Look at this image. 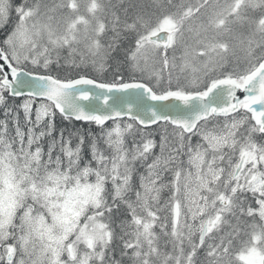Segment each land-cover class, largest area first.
I'll return each instance as SVG.
<instances>
[{
  "label": "snow or ice",
  "instance_id": "1",
  "mask_svg": "<svg viewBox=\"0 0 264 264\" xmlns=\"http://www.w3.org/2000/svg\"><path fill=\"white\" fill-rule=\"evenodd\" d=\"M0 32V264H264V0H0Z\"/></svg>",
  "mask_w": 264,
  "mask_h": 264
},
{
  "label": "trees",
  "instance_id": "2",
  "mask_svg": "<svg viewBox=\"0 0 264 264\" xmlns=\"http://www.w3.org/2000/svg\"><path fill=\"white\" fill-rule=\"evenodd\" d=\"M15 2L16 3H19L20 2V0H15ZM13 19H15V14H13ZM11 25H9V27H10ZM2 35H3V32H0V37H2ZM91 74V73H90ZM19 101L17 100V101H13V100H9V104H14V103H18ZM4 117H3V109L2 108H0V119H3ZM59 119V118H58ZM21 122H23V114H22V112H21ZM69 129H71V125H68L67 126ZM92 131L95 133V132H98L99 131V129H97L95 126H93V128H92ZM74 143H75V141H74ZM101 147H103V145H101Z\"/></svg>",
  "mask_w": 264,
  "mask_h": 264
}]
</instances>
